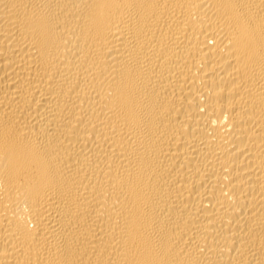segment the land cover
<instances>
[{
    "label": "bare ground",
    "instance_id": "1",
    "mask_svg": "<svg viewBox=\"0 0 264 264\" xmlns=\"http://www.w3.org/2000/svg\"><path fill=\"white\" fill-rule=\"evenodd\" d=\"M0 264H264V0H0Z\"/></svg>",
    "mask_w": 264,
    "mask_h": 264
}]
</instances>
